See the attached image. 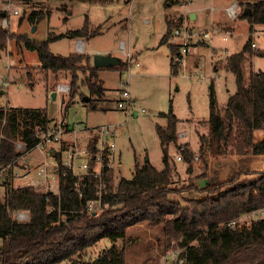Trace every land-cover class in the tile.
Segmentation results:
<instances>
[{
	"label": "trees",
	"instance_id": "trees-1",
	"mask_svg": "<svg viewBox=\"0 0 264 264\" xmlns=\"http://www.w3.org/2000/svg\"><path fill=\"white\" fill-rule=\"evenodd\" d=\"M16 1L31 3L32 0ZM68 1L108 3L116 0ZM174 3L177 1L166 0L165 5ZM2 12L5 13L0 9V51L12 40L16 47L23 46L36 53L40 69L53 74L67 73L70 91L65 107L82 84L95 96L91 100L83 95L82 102L88 108L107 109L110 100L105 99L103 103L97 100L105 90L97 71L104 67H94L91 56L85 52L60 54L49 49V42L61 37L87 40L100 34L101 24L90 27L86 17L79 28L62 33L49 31L46 39L35 40L30 34L14 32L2 25ZM42 17L44 12L41 10H31L27 15L30 23H36ZM237 17L247 20L250 34L241 51L225 58V68L235 76L236 90L229 95L224 108H218L213 84L210 86L209 116L205 120L208 130L199 134L197 150L204 168L211 155L264 154V139L254 136L256 129H264V69L251 71L246 81L241 66L247 53L264 58V50L253 49L251 42L254 25L264 23V0L246 1ZM22 19L23 16L19 17V21ZM165 23L166 30L160 43H167L170 69L175 73L178 66L172 56L178 52L179 45L168 42V35L181 22L174 23L166 15ZM200 41L203 43L202 39ZM127 64L126 60H121L117 68L123 72ZM80 74L83 75L81 79ZM171 102L170 99L167 111L159 112L166 123L155 125L163 169H156L149 160L141 164L135 161L133 175L121 177L114 184L112 168L107 166L109 160L105 156L100 179L90 172L78 177L65 164L61 154L64 147L60 144L52 148L56 159L57 191H39L33 184L12 183L11 166L23 153L36 146L38 134L45 132L51 121L46 108L0 105V166H9L0 181L4 188L2 192L0 190V264H55L99 238L124 239L127 227L137 220L161 224L166 245L172 239L177 240L178 257L183 258L180 264H264V215L238 220L241 214L264 207V170L258 171L259 176L248 183L239 184L235 179L251 170L239 171L219 182L206 181L203 186L196 185V192L204 194L189 196L185 206L170 199V183L176 167L170 160L169 145L176 147L188 168L196 156L187 141L178 139L179 118L173 112ZM64 127L67 128V123ZM96 137L94 131L86 146L91 154L95 153ZM17 142L22 143V150L17 148ZM92 199L100 200L101 211L87 210V202ZM15 210H27L29 218L22 221L13 218ZM233 220V224H228ZM97 264H125L123 248L111 245L98 257Z\"/></svg>",
	"mask_w": 264,
	"mask_h": 264
},
{
	"label": "rangeland",
	"instance_id": "rangeland-1",
	"mask_svg": "<svg viewBox=\"0 0 264 264\" xmlns=\"http://www.w3.org/2000/svg\"><path fill=\"white\" fill-rule=\"evenodd\" d=\"M176 1L173 5H165L166 0H131L128 3L123 0L108 3L68 0H32L31 3H23L16 0H0V9L6 12V27L9 30L30 34L35 40H43L49 31L62 33L81 27L87 17L90 27L102 25V33L87 40L81 38L84 39L85 53L90 56L95 53L110 54L121 60H126L127 51L137 55L131 61L129 75L127 71L120 72L118 65L97 71L105 88L97 100H100V103L105 99L110 100L106 110L88 108L82 102L80 98L83 95L89 96L91 100L95 98L82 84L65 107V102L69 99V75L64 72L53 74L40 69L34 51L23 46L18 48L9 40L6 47L0 51V105L45 107L52 121L69 124L70 136L60 143L64 147L61 151L64 162L69 160V155H73L71 149L86 147L98 126H111L114 130L112 140L115 145L111 160L114 184L121 177L129 178L133 175L135 161L141 164L149 160L156 169L164 168L155 125L166 123L165 117L160 116L159 112L167 111L170 99L173 112L179 118V141H187L189 147L197 151L199 134L208 130L205 120L209 116L211 84L220 109L226 106L229 95L236 90L235 76L224 64L227 55L242 50L250 34L247 20L237 17L248 0ZM232 3L236 4L237 10L234 18H231L226 10ZM13 8L18 9V14L11 13ZM31 10H41L44 17L36 23H30L27 15ZM191 11L196 13L194 18L189 17ZM166 15L172 18L174 23L187 24L199 33V36L191 38L185 63L179 66L175 73L170 69L168 45L160 43L166 30ZM21 16L23 19L19 21ZM254 29L251 33L252 48L264 50V23L255 24ZM202 32L209 33L202 39L203 43L200 41ZM175 41L178 39L174 40V43ZM122 42L124 48L121 46ZM168 42H173L170 34ZM76 47V38L61 37L49 42V49L60 54L75 52ZM90 59L93 64L91 57ZM241 66L247 81L251 71L264 69V58L247 53ZM82 76L80 74L79 79ZM122 82H128L132 101L128 110L117 105ZM64 85L68 86V90H65ZM52 93L55 94L54 97ZM60 144L54 146L59 147ZM17 148L22 150L21 147ZM168 152L171 163L176 167L173 181L170 183L169 197L182 206L188 204L189 196L204 194L196 192V185L203 186L206 181L219 182L239 171L251 170L252 172L242 173L235 179L239 184L248 183L259 176L258 171L264 170V154L211 155L206 168L196 155L188 168L173 144L169 145ZM46 154L39 146L23 153L16 164L11 166L13 185L36 180V163L40 160L43 162ZM177 155L181 158L178 159ZM74 156L75 172L82 174L83 170L79 168V164L84 158L78 154L73 155V158ZM22 163H27V175L30 174L27 181L22 177ZM96 166L95 161L89 162V168ZM4 172L5 170H2L0 174V181ZM57 184L55 179H50L48 186L40 182L33 186L39 191H46L48 188L57 191ZM3 189L1 185V192ZM100 207V204L94 203L89 210L101 211ZM251 217V212H247L241 214L238 220L241 222ZM163 237L161 224L137 220L127 227L124 239L112 241L107 237L99 238L55 264H97L98 257L111 245L117 249L123 248L125 264H163L165 250L170 249L167 262L171 261L172 254L179 250L177 240L172 239L166 245Z\"/></svg>",
	"mask_w": 264,
	"mask_h": 264
},
{
	"label": "built area",
	"instance_id": "built-area-1",
	"mask_svg": "<svg viewBox=\"0 0 264 264\" xmlns=\"http://www.w3.org/2000/svg\"><path fill=\"white\" fill-rule=\"evenodd\" d=\"M228 15L231 18H234L237 14L236 10V4L232 3L226 8ZM12 14H18V9L13 8L12 9ZM2 25L7 26V17H6V12L1 20ZM209 35L208 32H202L200 39H205ZM195 36H199V33L192 30L187 24L181 23L177 26H175L172 30L171 38L174 40L178 39V41H175V43H178L179 49L178 52L175 53L172 56V61L177 64V66H181L185 63L186 60V54L188 53L189 47L191 46V38H194ZM253 45V42H252ZM122 48H124V43H121ZM80 49L82 48V43L81 41H78V45ZM126 61L128 63V68L125 70L128 72L129 75V69L131 67V61L133 59L131 53H126ZM136 65H138V62H136ZM128 82H122L121 88H119V97L117 99V105L120 108L127 109L132 106V101L129 95V90H128ZM65 90H68V86L64 85ZM97 131V137L93 143V148H95V153L91 154L88 149L85 148H80V149H71V152L73 155H80L81 157L83 156L84 160L82 163L79 164V168L83 170L82 174H79V172H75V167L73 166L75 159V156L73 158V155H69V160L65 162L66 165H68L72 171L73 174L81 177L83 174H86L90 172L91 174L96 175L99 179L101 177V172L102 168L104 165V157H108V164L107 166L111 167V160L113 159V148H114V141L112 140V137L114 136V130L111 126L108 125H101L96 128ZM69 132V129L64 127V124L62 121L55 122V121H50L48 124V127L45 132L39 133V141L36 144V146H39L41 150H43L45 153H47L46 158L44 159L43 162H40L36 166V175L37 177L43 179L42 183L46 184L48 186L50 179H55L57 182V174L55 172V165H56V159L53 154L52 148H56L57 146L62 142L64 139L65 135ZM16 146L22 148V143L17 142ZM87 146V145H86ZM66 151V150H64ZM63 155V153L61 152ZM63 157V156H62ZM177 158L180 159L181 157L177 155ZM48 160V161H47ZM90 161H95L96 162V167H93L91 171H88L89 169V162ZM8 167H1L0 166V174L2 170L6 171ZM86 171V172H85ZM20 176V175H19ZM22 177H26V181L28 180L27 175L23 173ZM27 184H36V181L33 180L32 182H26ZM76 185H78V181L76 182ZM52 189V188H48ZM98 194H100L98 192ZM94 203L100 204V200L92 199L87 202V210L91 211L89 209H92V206ZM252 214V217H257L264 215V207L254 209L250 211ZM13 218L17 220H27L29 218V212L27 210H15L12 212ZM234 220L229 222L228 224H233ZM177 252H174L172 254V260L167 262L168 254L170 253V249L165 250V256L162 258L163 261H165L163 264H180L183 262V258L178 257L180 247L178 246Z\"/></svg>",
	"mask_w": 264,
	"mask_h": 264
},
{
	"label": "water",
	"instance_id": "water-1",
	"mask_svg": "<svg viewBox=\"0 0 264 264\" xmlns=\"http://www.w3.org/2000/svg\"><path fill=\"white\" fill-rule=\"evenodd\" d=\"M4 12H2V16H4ZM190 18H194L195 17V12H190L189 14ZM121 59L110 55V54H101V53H95L92 55V63L94 67H111V66H115L118 65L120 63ZM53 97L55 96L54 93Z\"/></svg>",
	"mask_w": 264,
	"mask_h": 264
},
{
	"label": "crops",
	"instance_id": "crops-1",
	"mask_svg": "<svg viewBox=\"0 0 264 264\" xmlns=\"http://www.w3.org/2000/svg\"><path fill=\"white\" fill-rule=\"evenodd\" d=\"M192 12V11H191ZM195 16H196V13H195ZM78 41H81V43H82V48L80 49L79 47H76V51L75 52H84V48L85 47H83V45H84V39H81V38H76V46H77V44H78ZM124 43V42H123ZM129 51H127V53H128ZM130 53V52H129ZM132 54V53H131ZM134 56H137L135 53H134V55L132 54V57H134ZM91 58H92V56H91ZM134 58H136V57H134ZM8 106H10L9 104H8ZM68 126H67V128L68 129H70L71 127L69 126V124H67ZM71 130V129H70ZM68 136H70V133L68 132L66 135H65V137H64V139H66ZM254 136H255V138L256 139H264V129H256L255 131H254ZM182 142H185V141H182ZM193 150V149H192ZM197 150H198V148H197ZM194 151V150H193ZM194 152H196L197 153V151H194ZM23 155V154H22ZM47 155V154H46ZM46 155H45V158H46ZM197 155V154H196ZM44 158V159H45ZM210 158V157H209ZM37 160V159H36ZM40 160V159H39ZM210 160H211V158H210ZM209 161V160H208ZM263 161H264V158H263ZM40 162H41V160L40 161H38L36 164H40ZM21 167H22V170H23V172H21V173H25L26 175H27V163H22V165H21ZM20 167V168H21ZM30 175V174H29ZM29 175H27V178L29 177ZM24 178H26V177H24ZM36 181V183H38V182H40L41 184H43L42 183V181H43V179H41V178H39V177H37V179L35 180Z\"/></svg>",
	"mask_w": 264,
	"mask_h": 264
}]
</instances>
